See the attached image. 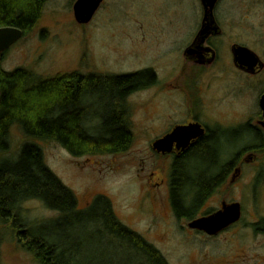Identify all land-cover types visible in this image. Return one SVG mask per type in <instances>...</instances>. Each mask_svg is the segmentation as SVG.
Instances as JSON below:
<instances>
[{"label":"rangeland","instance_id":"obj_1","mask_svg":"<svg viewBox=\"0 0 264 264\" xmlns=\"http://www.w3.org/2000/svg\"><path fill=\"white\" fill-rule=\"evenodd\" d=\"M75 1L45 0L31 28L0 59L5 70L22 67L42 78L140 71L141 84L124 99L130 132L124 150L75 156L53 140H36L44 164L74 195L75 208L103 196L114 217L167 264H264V117L258 105L264 92V0H216L208 18L201 0H100L84 22L74 17ZM207 23L210 30L201 39ZM237 45L257 56L255 69L238 67ZM188 47L197 52L186 53ZM194 116L217 128V149L231 148L234 156L243 148L235 179L241 176L246 185L232 184L233 198L241 197L240 218L211 237L176 216L169 159L151 147L166 118ZM24 141L20 127L11 126L0 164L13 163ZM19 215L33 235L79 250V264H100L108 255L116 264H136L132 252L108 245L99 224L85 216H59L34 198L20 202ZM10 218L0 219V264H39L17 240Z\"/></svg>","mask_w":264,"mask_h":264},{"label":"trees","instance_id":"obj_2","mask_svg":"<svg viewBox=\"0 0 264 264\" xmlns=\"http://www.w3.org/2000/svg\"><path fill=\"white\" fill-rule=\"evenodd\" d=\"M44 1L0 0V26L29 30ZM139 76L98 74L85 78L70 72L42 78L22 67L5 70L0 66V152L7 149L11 126L18 125L25 136L15 161L0 164V219L11 217V225L18 228L17 240L39 264H79L80 253L46 236L33 235L30 227L18 221L20 202L28 198L41 200L59 216L75 213L97 222L110 238L108 245L128 249L136 264H167L142 236L114 217L103 196L87 208H75L74 195L44 164L36 141L53 140L75 156L124 150L130 140L124 97L141 84L136 81ZM177 174L175 165L170 191L175 213L180 211L176 205ZM100 264L116 263L108 255Z\"/></svg>","mask_w":264,"mask_h":264},{"label":"flooded vegetation","instance_id":"obj_3","mask_svg":"<svg viewBox=\"0 0 264 264\" xmlns=\"http://www.w3.org/2000/svg\"><path fill=\"white\" fill-rule=\"evenodd\" d=\"M256 66H254L252 69H249L246 66L238 65V67L242 70L249 72L255 69ZM76 73L85 78H88V76L98 75L96 72H88L86 74L79 72ZM135 73H140V71L133 72V74ZM123 106L125 105L123 104ZM123 108L125 109V107ZM262 116L264 117L263 112ZM190 119L191 120L173 122L171 119L166 118L159 127V132H161L160 135L155 138L157 139L169 133L176 125L195 122L198 124L197 129L199 133L196 136L190 138L185 146H182L176 140H173L168 150L158 151L152 147V143L151 147L157 155L165 156L169 159L168 164L171 168L169 199L172 207L173 204L170 192L172 173L174 166L176 165L178 167L176 205L180 211L179 213L176 212V216L186 219V226L190 230H195L201 234L211 237L220 234L225 229L233 226L240 218L242 207L240 202L241 197H238L237 199L233 198L232 184L239 182L240 186L242 183L243 187L246 185V183L242 181L241 176L238 179H235L241 174V164L235 166V162H241V159L237 160V157L241 158V152L243 151V148L239 147L234 156L231 154V148H225L224 150L217 149V128L210 126L206 119L202 120L196 116ZM261 124L264 126V122ZM243 126L245 125H242V127ZM263 132L264 131L260 132L259 134L262 140L264 139ZM254 134L257 135L256 133ZM208 201L212 202L206 205V202ZM233 202H237L239 205V218L235 222L230 223L219 230L217 233L207 234L202 229L189 226L190 221L193 219L212 214L215 211L222 209L224 205Z\"/></svg>","mask_w":264,"mask_h":264},{"label":"water","instance_id":"obj_4","mask_svg":"<svg viewBox=\"0 0 264 264\" xmlns=\"http://www.w3.org/2000/svg\"><path fill=\"white\" fill-rule=\"evenodd\" d=\"M100 0H76L73 5L74 17L79 22L87 21ZM204 5L205 17L208 18L216 0H201ZM210 30L207 23L199 32L201 39ZM23 33V30L17 26H0V59L2 52L12 43L18 40ZM197 49L188 47L186 53H196ZM234 60L240 66H246L252 69L258 63L257 56L248 48L242 45L233 47ZM258 105L264 114V92L260 94ZM198 124L189 122L187 124L176 125L169 133L155 139L152 142V147L158 151L168 150L173 140H176L182 146H185L189 139L196 136ZM240 215L239 205L233 202L224 205L222 209L215 211L204 217H199L190 221L189 226L202 229L207 234H215L230 223L235 222Z\"/></svg>","mask_w":264,"mask_h":264}]
</instances>
